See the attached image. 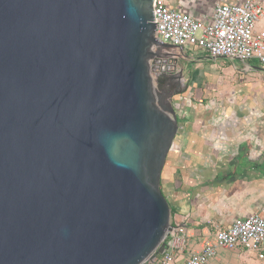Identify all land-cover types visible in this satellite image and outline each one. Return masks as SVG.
<instances>
[{
  "label": "water",
  "instance_id": "water-1",
  "mask_svg": "<svg viewBox=\"0 0 264 264\" xmlns=\"http://www.w3.org/2000/svg\"><path fill=\"white\" fill-rule=\"evenodd\" d=\"M153 2L0 0V264L166 249L160 179L188 83L173 90L152 49H174L154 37Z\"/></svg>",
  "mask_w": 264,
  "mask_h": 264
},
{
  "label": "crops",
  "instance_id": "crops-1",
  "mask_svg": "<svg viewBox=\"0 0 264 264\" xmlns=\"http://www.w3.org/2000/svg\"><path fill=\"white\" fill-rule=\"evenodd\" d=\"M162 1L207 22L215 4L242 0ZM257 28L264 30V17ZM186 53L173 61L187 67L178 81L188 87L177 98L179 128L160 179L174 209L171 224L185 228L187 247L176 264L212 242L216 227L264 206V66L255 59L236 66L199 49ZM208 264H264V246L258 254L217 249Z\"/></svg>",
  "mask_w": 264,
  "mask_h": 264
},
{
  "label": "built area",
  "instance_id": "built-area-1",
  "mask_svg": "<svg viewBox=\"0 0 264 264\" xmlns=\"http://www.w3.org/2000/svg\"><path fill=\"white\" fill-rule=\"evenodd\" d=\"M152 11L154 37L174 47L173 51L152 47L154 51L167 53L161 58L163 68L172 63L175 56L184 57L189 49L241 63L255 59L264 66V30L257 28V22L264 17V0L217 3L207 22L197 21L162 0H154ZM172 226L163 239L166 249L161 256L142 264H176V257L187 247V240L183 225ZM212 238V242L205 243L200 252L191 253L182 264H208L217 249H240L258 254L264 246V206L249 217H236L228 226L216 227Z\"/></svg>",
  "mask_w": 264,
  "mask_h": 264
},
{
  "label": "rangeland",
  "instance_id": "rangeland-1",
  "mask_svg": "<svg viewBox=\"0 0 264 264\" xmlns=\"http://www.w3.org/2000/svg\"><path fill=\"white\" fill-rule=\"evenodd\" d=\"M192 53V52H191ZM186 55H188L189 56V54H187V53H185ZM192 55L193 56H196L197 55V53H192ZM184 58H186L185 56H184ZM193 59V58H192ZM180 60V59H179ZM224 59H218V62H220V61H223ZM228 63H232V64H234V65H236V66H238L239 65V61H227ZM190 67V66H189ZM181 68V73L182 74H184V77H187L188 76V69H187V67H185V64H183L182 63V61L180 60L179 62H175L174 63V74H176L178 71H179V69ZM196 72V71H195ZM194 76H195V74H194ZM194 80H195V78H194ZM176 98V99H175ZM177 98H179V96L178 97H174V106L176 107H179L178 105H177V103H178V99Z\"/></svg>",
  "mask_w": 264,
  "mask_h": 264
},
{
  "label": "flooded vegetation",
  "instance_id": "flooded-vegetation-1",
  "mask_svg": "<svg viewBox=\"0 0 264 264\" xmlns=\"http://www.w3.org/2000/svg\"><path fill=\"white\" fill-rule=\"evenodd\" d=\"M174 61V60H173ZM166 74L170 77L169 84L172 85V89H180L183 88L184 84L179 83L178 79L181 77L174 78V62L169 63L165 66Z\"/></svg>",
  "mask_w": 264,
  "mask_h": 264
},
{
  "label": "trees",
  "instance_id": "trees-1",
  "mask_svg": "<svg viewBox=\"0 0 264 264\" xmlns=\"http://www.w3.org/2000/svg\"><path fill=\"white\" fill-rule=\"evenodd\" d=\"M178 96H180V95H176V96H174V97H178ZM176 99V98H175ZM178 108H180V105H179V107ZM175 110H176V112H177V108L175 107ZM178 119V123H179V118H177ZM168 204H169V209H170V219L173 217V215H174V209L171 207V205H170V203L168 202ZM161 256V254H159V253H155V255H154V257H152V256H149L148 258H147V260L148 261H150V260H152L153 258H159Z\"/></svg>",
  "mask_w": 264,
  "mask_h": 264
},
{
  "label": "bare ground",
  "instance_id": "bare-ground-1",
  "mask_svg": "<svg viewBox=\"0 0 264 264\" xmlns=\"http://www.w3.org/2000/svg\"><path fill=\"white\" fill-rule=\"evenodd\" d=\"M160 65L162 66V65H165V64H164V62H162Z\"/></svg>",
  "mask_w": 264,
  "mask_h": 264
}]
</instances>
